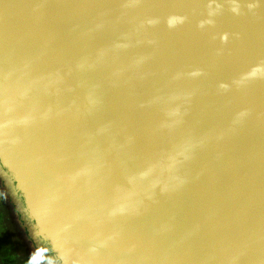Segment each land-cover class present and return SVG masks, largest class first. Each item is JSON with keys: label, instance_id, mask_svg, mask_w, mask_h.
Wrapping results in <instances>:
<instances>
[{"label": "water", "instance_id": "water-1", "mask_svg": "<svg viewBox=\"0 0 264 264\" xmlns=\"http://www.w3.org/2000/svg\"><path fill=\"white\" fill-rule=\"evenodd\" d=\"M0 191L60 264H264V0H0Z\"/></svg>", "mask_w": 264, "mask_h": 264}, {"label": "rangeland", "instance_id": "rangeland-1", "mask_svg": "<svg viewBox=\"0 0 264 264\" xmlns=\"http://www.w3.org/2000/svg\"><path fill=\"white\" fill-rule=\"evenodd\" d=\"M22 227L13 204L0 191V264H46Z\"/></svg>", "mask_w": 264, "mask_h": 264}, {"label": "flooded vegetation", "instance_id": "flooded-vegetation-1", "mask_svg": "<svg viewBox=\"0 0 264 264\" xmlns=\"http://www.w3.org/2000/svg\"><path fill=\"white\" fill-rule=\"evenodd\" d=\"M36 249L39 250V254L43 256V259H45V263L47 264H60L59 262L55 261V253L52 251V249L45 244L36 246Z\"/></svg>", "mask_w": 264, "mask_h": 264}]
</instances>
